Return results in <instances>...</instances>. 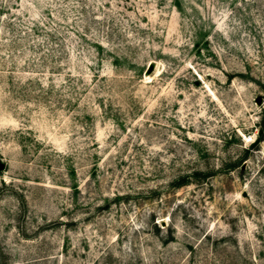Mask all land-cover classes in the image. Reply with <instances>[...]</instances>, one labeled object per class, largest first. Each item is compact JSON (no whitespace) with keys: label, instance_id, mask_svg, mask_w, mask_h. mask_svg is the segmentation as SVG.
I'll list each match as a JSON object with an SVG mask.
<instances>
[{"label":"rangeland","instance_id":"obj_1","mask_svg":"<svg viewBox=\"0 0 264 264\" xmlns=\"http://www.w3.org/2000/svg\"><path fill=\"white\" fill-rule=\"evenodd\" d=\"M261 126L264 0H0V264H264Z\"/></svg>","mask_w":264,"mask_h":264},{"label":"trees","instance_id":"obj_2","mask_svg":"<svg viewBox=\"0 0 264 264\" xmlns=\"http://www.w3.org/2000/svg\"><path fill=\"white\" fill-rule=\"evenodd\" d=\"M260 132H261V134H260L259 136H257L256 140H260V139H261L262 134H263V132H264V128H263V126H261Z\"/></svg>","mask_w":264,"mask_h":264},{"label":"water","instance_id":"obj_3","mask_svg":"<svg viewBox=\"0 0 264 264\" xmlns=\"http://www.w3.org/2000/svg\"><path fill=\"white\" fill-rule=\"evenodd\" d=\"M151 68V67H150ZM2 167V165H0V168Z\"/></svg>","mask_w":264,"mask_h":264}]
</instances>
